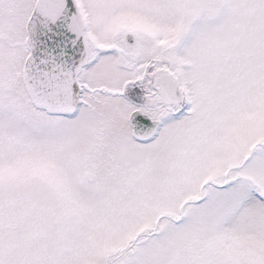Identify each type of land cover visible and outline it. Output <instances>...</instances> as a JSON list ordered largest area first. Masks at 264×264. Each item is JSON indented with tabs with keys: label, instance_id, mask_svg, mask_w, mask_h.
<instances>
[{
	"label": "snow or ice",
	"instance_id": "obj_1",
	"mask_svg": "<svg viewBox=\"0 0 264 264\" xmlns=\"http://www.w3.org/2000/svg\"><path fill=\"white\" fill-rule=\"evenodd\" d=\"M0 264H264V0H0Z\"/></svg>",
	"mask_w": 264,
	"mask_h": 264
}]
</instances>
